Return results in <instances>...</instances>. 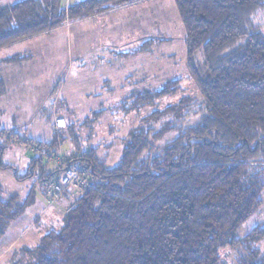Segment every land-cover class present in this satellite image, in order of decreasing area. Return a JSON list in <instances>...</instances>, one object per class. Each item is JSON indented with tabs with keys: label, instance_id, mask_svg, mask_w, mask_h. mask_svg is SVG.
I'll use <instances>...</instances> for the list:
<instances>
[{
	"label": "trees",
	"instance_id": "obj_1",
	"mask_svg": "<svg viewBox=\"0 0 264 264\" xmlns=\"http://www.w3.org/2000/svg\"><path fill=\"white\" fill-rule=\"evenodd\" d=\"M142 1L79 0L65 7L62 0H20L0 6V49ZM172 1L183 27L186 66L201 97L193 124L169 121L175 137L159 145L161 131H153V123L177 110L174 105L158 115L152 110L147 122L128 134L111 167L98 157L99 147H80L72 134L73 152L55 167L61 145L55 135L45 143L22 139L14 128L8 134L0 129V138L6 134L7 141L41 152L20 174L2 161L6 146L0 141V170H9L17 181L35 178L47 198L53 196L46 184H56L67 168L88 182L61 216L60 227L23 250L24 264H220L221 251L229 247L245 251L236 264H264L257 246L264 241V224L238 237L263 203L264 33L253 16L264 11V0ZM148 46L139 44L136 51ZM178 89V79H171L138 99L152 107L153 99ZM5 92L0 68V97ZM70 186L62 189L63 196ZM33 192L31 187L23 202L0 193V238L24 213Z\"/></svg>",
	"mask_w": 264,
	"mask_h": 264
},
{
	"label": "rangeland",
	"instance_id": "obj_2",
	"mask_svg": "<svg viewBox=\"0 0 264 264\" xmlns=\"http://www.w3.org/2000/svg\"><path fill=\"white\" fill-rule=\"evenodd\" d=\"M18 1L0 0V6ZM78 1L62 0V5L67 7ZM149 1V5L129 10L123 8L125 10L119 17L106 15L110 19L104 16L72 28L71 24L82 19L65 22L63 28L1 48L3 72L12 71L11 61L16 69H21L20 76L26 78V83L17 90L10 89L11 86L6 88L8 97L0 101V129L8 134L14 128L22 139L45 143L55 135L61 142L57 146V159L53 160L55 167L61 157L73 152L72 134L80 147H99L98 157L106 159L107 166L111 167L116 163L128 134L144 125L152 110L158 109L156 115L167 105H174L177 110L163 114L153 123L156 126L153 131H161L159 145L175 137V132L168 126L169 121L177 118L176 126L193 124L200 115L196 106L201 97L186 66L183 27L171 10L172 0H160L162 5H156L159 0ZM253 22L258 23L264 33V11L254 15ZM151 23L155 31L152 35L159 37L152 42L151 48L147 52L136 49L123 54L125 51H121L116 42L121 40L126 52L133 50L135 44L130 36L145 31ZM87 36L98 46L97 49L89 48L88 42L91 41L86 40ZM166 37L169 40H160H166ZM101 44L110 50L102 48ZM126 76L130 78L126 79ZM171 79L179 81L180 89L176 94L161 100H152L151 97L152 107L139 101V94L153 93ZM102 110L104 112L98 113ZM94 112L98 113L97 116H93ZM6 137L5 134L0 138L6 146L2 161L22 174L30 159L41 152L29 149L28 143L7 141ZM34 180L17 181L9 170H0L3 199L17 195L23 202L30 194V188H34L31 203L21 216L7 225L0 238V264H24L27 257L23 250L34 247L48 230L58 229L61 216L82 191L70 186L65 191L67 196H63L61 190L60 196L47 198L45 186ZM261 198L262 206L242 224L238 237L246 235L254 226L264 224V190ZM257 246L264 254V241ZM243 253L245 251L240 248H225L220 254V264H236Z\"/></svg>",
	"mask_w": 264,
	"mask_h": 264
},
{
	"label": "crops",
	"instance_id": "obj_3",
	"mask_svg": "<svg viewBox=\"0 0 264 264\" xmlns=\"http://www.w3.org/2000/svg\"><path fill=\"white\" fill-rule=\"evenodd\" d=\"M149 4H151V1H149V0H145V1H142V2H140V3H137V4H132V5H129V6H123V7H116V8H113V9H110V10H107V11H105V12H103V13H100V14H96V15H94V16H91V17H88V18H86V19H82L81 21H79V22H77V23H74V24H71V28L74 26V25H76V24H78V23H81V22H88V20L89 21H91L92 19H95V20H97V19H101L102 17H106V15H113V16H117V17H119L120 16V14H121V11L122 10H125V9H123V8H125V7H127V9L126 10H129L128 8H132V9H134V8H136V7H138V6H145V5H149ZM131 10V9H130ZM157 15V14H156ZM106 18H109L110 19V17H106ZM109 21H111V20H109ZM146 23H148V22H146ZM149 24V23H148ZM151 25H154V24H150L149 25V27L145 30V31H141V32H137V33H134L132 36H130V37H132V39H131V42L132 43H134L135 45L133 46V50H131V51H128V52H126V46H125V44H123V45H121V40H118L117 42H116V45H118L119 46V48L121 47V51L122 50H124L125 52L123 53V54H129V53H131V52H133L134 50H136V49H138V48H135L137 45H139V44H142V43H147V42H150V46H149V48L146 50V48L144 49L143 48V50L145 51V52H147L150 48H151V45H152V42L153 41H155V39L156 38H159V37H157V36H154V35H152V31L153 32H155L154 31V28H151ZM62 28H63V26H62ZM57 29V28H56ZM38 35H40V34H38ZM38 35H35V36H32V37H28V38H25V39H22V40H19V41H16V42H14V43H12V44H10V45H8V46H12V45H14V44H21V43H23L25 40H30V39H32V38H35L36 36H38ZM81 36V35H80ZM93 36V35H92ZM82 37V36H81ZM104 37V36H103ZM79 38V37H78ZM167 39L166 40H169V37H166ZM104 39H109V37H104ZM161 39H163V38H161ZM86 40H90L91 42H88V45H89V48H91V49H97L98 48V46L97 45H95L94 44V42H92L93 40L90 38V36H87V38H86ZM165 40V41H166ZM106 41V40H105ZM103 47L102 48H106V49H108V50H110V47H108V46H104L103 44H101ZM7 46V47H8ZM97 47V48H96ZM1 50V49H0ZM142 50V51H143ZM18 52V51H17ZM17 52H15V53H17ZM22 52V51H21ZM93 53L95 52V51H92ZM99 55H101V54H99ZM135 55V54H134ZM9 57V56H8ZM11 66H13V67H11V68H13L12 69V71L11 72H9V71H7V73H4L3 72V70L1 69V75H2V78H3V82H4V84H5V88H9L10 86H11V88L10 89H12V90H17V89H20V88H23L24 87V85H25V80H26V78L24 79L23 78V76H20V72H19V70L21 71V69H16V67H15V64H10ZM19 66H21V64H18ZM81 65V64H80ZM1 68V67H0ZM126 77H128V76H126ZM125 77V78H126ZM25 82V83H24ZM7 93H9L8 92V90L6 89V92H5V94H3L1 97H0V101L2 100V98L3 97H8L7 96ZM1 104H2V102H1Z\"/></svg>",
	"mask_w": 264,
	"mask_h": 264
},
{
	"label": "built area",
	"instance_id": "obj_4",
	"mask_svg": "<svg viewBox=\"0 0 264 264\" xmlns=\"http://www.w3.org/2000/svg\"><path fill=\"white\" fill-rule=\"evenodd\" d=\"M46 185L53 198H56L60 196L61 190L64 187L72 185L84 190L88 182L75 168H67L59 175V180L56 184L49 182Z\"/></svg>",
	"mask_w": 264,
	"mask_h": 264
},
{
	"label": "bare ground",
	"instance_id": "obj_5",
	"mask_svg": "<svg viewBox=\"0 0 264 264\" xmlns=\"http://www.w3.org/2000/svg\"><path fill=\"white\" fill-rule=\"evenodd\" d=\"M6 7V6H5Z\"/></svg>",
	"mask_w": 264,
	"mask_h": 264
}]
</instances>
